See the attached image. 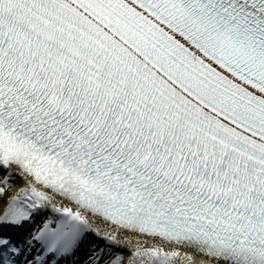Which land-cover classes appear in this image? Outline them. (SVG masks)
<instances>
[{"label": "snow or ice", "instance_id": "obj_1", "mask_svg": "<svg viewBox=\"0 0 264 264\" xmlns=\"http://www.w3.org/2000/svg\"><path fill=\"white\" fill-rule=\"evenodd\" d=\"M0 264H264V0H0Z\"/></svg>", "mask_w": 264, "mask_h": 264}]
</instances>
